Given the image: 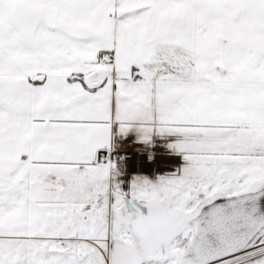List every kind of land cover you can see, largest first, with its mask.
Segmentation results:
<instances>
[{"label": "snow or ice", "instance_id": "6c2138e0", "mask_svg": "<svg viewBox=\"0 0 264 264\" xmlns=\"http://www.w3.org/2000/svg\"><path fill=\"white\" fill-rule=\"evenodd\" d=\"M0 264H264V0H0Z\"/></svg>", "mask_w": 264, "mask_h": 264}, {"label": "crops", "instance_id": "0c3cea01", "mask_svg": "<svg viewBox=\"0 0 264 264\" xmlns=\"http://www.w3.org/2000/svg\"><path fill=\"white\" fill-rule=\"evenodd\" d=\"M126 147H127V145H126Z\"/></svg>", "mask_w": 264, "mask_h": 264}]
</instances>
